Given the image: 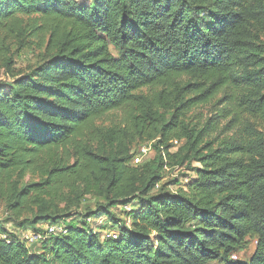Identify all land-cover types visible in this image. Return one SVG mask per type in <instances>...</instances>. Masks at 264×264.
I'll list each match as a JSON object with an SVG mask.
<instances>
[{
	"label": "trees",
	"instance_id": "1",
	"mask_svg": "<svg viewBox=\"0 0 264 264\" xmlns=\"http://www.w3.org/2000/svg\"><path fill=\"white\" fill-rule=\"evenodd\" d=\"M0 68V204L40 236L0 223V264H264V0H0ZM87 196L116 232L62 223Z\"/></svg>",
	"mask_w": 264,
	"mask_h": 264
},
{
	"label": "rangeland",
	"instance_id": "2",
	"mask_svg": "<svg viewBox=\"0 0 264 264\" xmlns=\"http://www.w3.org/2000/svg\"><path fill=\"white\" fill-rule=\"evenodd\" d=\"M44 49H38V47L34 44H32L31 47H28L26 49H14V61H15V68L17 71L28 74L31 72H34L38 68H40L44 63ZM13 80L9 79L8 76L5 74V70L0 68V82H11ZM119 121V114L114 113L111 114L105 119V122L107 125H110L111 123H117ZM154 142H148L144 144H136L133 148V154L134 158L132 160V166H142L148 162H150L153 157L155 156L156 152L153 148ZM178 148V147H177ZM175 148L174 151L177 150ZM147 150L143 152V150ZM195 166H198L195 164ZM162 178L159 183L160 186H165V190H170L171 192H176L179 190L186 189V186L189 182V179L194 177V173L190 172L186 167H168L165 168L161 172ZM39 179L36 176L27 175L24 179L23 184L26 183H33L37 182ZM141 202L136 201L133 204H131L129 207H126L122 209V207H119V209H113L115 211L116 218L122 220L123 222H129V216L126 215V213L131 212V210H138L140 208ZM106 206V201L104 198H97L93 196H87L85 197L79 208L75 209L78 210L81 214L76 217L67 218L62 221V223L68 224L69 222H72V220H75L77 224L83 225L85 224V221L82 217H86L91 215V221H88L86 225L88 228H91L97 232H100L101 234L113 231L116 232L118 230V227L113 223L110 222V218L104 215V207ZM111 210L112 212H114ZM13 216L7 211L4 204H0V223L5 225L7 228L11 229L12 231L24 235L27 233L30 229H32V226L28 223H26V219L30 218L28 216L23 217V221L21 223L16 222V228L15 226L10 223V221L14 220L12 218ZM49 227L52 225H48ZM46 226V228L48 227ZM35 239V237H34ZM255 251V242H249L246 246V249L240 253H238L236 259L240 260L241 262L247 263L250 261L252 254ZM212 264H218V263H212Z\"/></svg>",
	"mask_w": 264,
	"mask_h": 264
},
{
	"label": "built area",
	"instance_id": "3",
	"mask_svg": "<svg viewBox=\"0 0 264 264\" xmlns=\"http://www.w3.org/2000/svg\"><path fill=\"white\" fill-rule=\"evenodd\" d=\"M145 151H147V150H143V152H145ZM47 231L49 232V233H54V232H56V227H54V226H48L47 228ZM34 237H35V239H34ZM40 239V236L39 235H34V234H31V236L30 235H28V240H29V242H30V244H33V243H35L36 241H38ZM234 259H236V257H234Z\"/></svg>",
	"mask_w": 264,
	"mask_h": 264
}]
</instances>
